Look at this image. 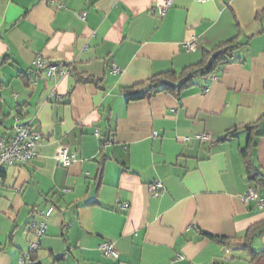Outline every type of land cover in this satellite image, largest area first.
<instances>
[{
    "label": "crops",
    "instance_id": "obj_1",
    "mask_svg": "<svg viewBox=\"0 0 264 264\" xmlns=\"http://www.w3.org/2000/svg\"><path fill=\"white\" fill-rule=\"evenodd\" d=\"M163 1L0 0V137L13 136L17 115L41 135L37 158L2 169L0 264H21L30 224L49 207L35 264H252L244 246L203 232L243 237L264 220L243 200L254 184L240 151L242 127L264 117V0H174L162 17ZM234 37L244 43L234 60L180 97L129 101L122 92ZM38 57L71 73L51 77ZM261 133L254 157L264 173V124ZM62 145L76 153L69 167L56 160ZM158 179L165 188L154 197ZM253 247L264 249V233Z\"/></svg>",
    "mask_w": 264,
    "mask_h": 264
},
{
    "label": "trees",
    "instance_id": "obj_2",
    "mask_svg": "<svg viewBox=\"0 0 264 264\" xmlns=\"http://www.w3.org/2000/svg\"><path fill=\"white\" fill-rule=\"evenodd\" d=\"M264 16V9L257 13V18L261 19ZM244 46L239 37H234L228 41L220 43L216 48L205 51L202 59L191 66L184 68L182 71L169 70L154 74L148 81L140 82L128 87H122V92L128 95V100H140L144 98H153L160 93H169L174 96L180 97L184 91L189 89L195 84L198 78H207L211 75L218 73L224 66L231 63L236 55V52ZM6 63V60L0 61V67ZM80 82L94 83L100 85L101 81L93 77H78ZM4 87V82L0 79V113L3 108V97L1 91ZM21 110H19L20 112ZM264 124V117L254 123L248 124L244 127L248 133L246 145L240 149L242 157L245 162V168L248 175V181L253 183L254 187L260 191L264 188V173L257 165L254 150L257 146V139L262 134V127ZM236 128L228 131L221 141L228 140L234 137L238 130ZM105 160L103 156L102 161ZM102 164V163H101ZM2 174V172H1ZM53 209H55L53 207ZM54 211V210H53ZM211 239L222 243L228 244L235 242L246 248L252 257V264H264V249L257 251L253 247L254 239L264 233V220L251 225L243 237H219L210 233L203 232ZM35 254L33 255L34 263ZM39 264V263H37Z\"/></svg>",
    "mask_w": 264,
    "mask_h": 264
},
{
    "label": "built area",
    "instance_id": "obj_3",
    "mask_svg": "<svg viewBox=\"0 0 264 264\" xmlns=\"http://www.w3.org/2000/svg\"><path fill=\"white\" fill-rule=\"evenodd\" d=\"M205 1V0H198ZM174 0H164L159 3L155 10L160 16H165L169 9L172 7ZM186 48L189 51H196L198 49L197 40H192L186 43ZM36 64L39 68L47 67L48 74L51 77L64 76L71 73L69 67H62L57 64H49L41 57H38ZM120 68L113 64V72H119ZM198 140L208 141L210 135L208 133H200L195 136ZM41 135L33 131L29 122H24L21 115L16 116V123L14 124V134L10 139L0 137V185L3 183V176L1 174L3 167L12 165H27L38 156V145ZM190 137H185L184 141L189 142ZM76 159V153L72 152L67 146H60L56 153V160L58 165L69 167ZM165 186L162 180L158 179L149 184V189L154 197L161 195ZM243 200L246 204L255 202L258 209H264V197L254 187L250 186L247 193L244 195ZM123 207L127 208L128 204ZM53 207H49L46 211L42 212L43 220L33 221L30 224V230L33 232L35 238L30 241L29 248L23 253L21 257V264H32L33 255L41 248V240L45 235L48 227V219L53 212ZM100 248L107 256H120L119 251L114 247L111 242L103 243Z\"/></svg>",
    "mask_w": 264,
    "mask_h": 264
}]
</instances>
